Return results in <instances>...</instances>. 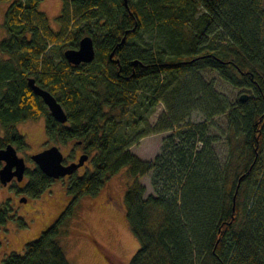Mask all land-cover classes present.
Here are the masks:
<instances>
[{"label": "trees", "instance_id": "obj_1", "mask_svg": "<svg viewBox=\"0 0 264 264\" xmlns=\"http://www.w3.org/2000/svg\"><path fill=\"white\" fill-rule=\"evenodd\" d=\"M0 1H10L0 39V148H26L17 124L44 116L48 140L75 141L88 154L90 165L68 176L73 201L126 168L124 205L139 241L127 264H264V0H63L57 28L39 10L42 0ZM85 34L94 60L68 62L64 50ZM29 77L62 103L65 122ZM226 86L248 98L229 97ZM159 102L165 111L151 122ZM161 131L170 132L154 158L130 150ZM148 174L151 192L139 179ZM24 178L13 186L32 197L55 180L37 165ZM65 214L1 264H70L58 239ZM14 216L1 202L0 226Z\"/></svg>", "mask_w": 264, "mask_h": 264}, {"label": "rangeland", "instance_id": "obj_2", "mask_svg": "<svg viewBox=\"0 0 264 264\" xmlns=\"http://www.w3.org/2000/svg\"><path fill=\"white\" fill-rule=\"evenodd\" d=\"M9 4L10 1H0V39L5 36L3 23ZM62 6L63 0H42L39 4V10L48 15L54 28L58 27L56 17ZM214 76L217 77L216 74ZM224 90L229 97L239 96L243 92L240 87L226 86ZM164 111L165 104L159 102L150 121L155 122ZM192 118L199 119L200 115L193 114ZM17 129L24 135L27 147L15 146L18 154L25 157L28 167L36 165L30 158L32 153L52 144L60 147L66 162L77 161L84 153L82 145L75 141L62 143L48 140L44 116L23 120L17 124ZM169 132L144 135L130 150L142 159H152L160 151L162 139ZM218 150L225 152V146L220 145ZM89 165V160H86L76 171L82 173ZM139 179L146 185L147 192H151L150 175H143ZM131 180L126 168H123L111 174L98 192L83 194L75 201L67 191L68 175L55 179L36 197L17 191L13 186L19 182L16 179L7 184L0 182V203L9 202L15 215L0 226V264L4 256L12 251L23 253L28 241L38 238L65 212L58 239L70 264H127L139 247V241L130 228L123 199ZM23 196L27 197L26 201L21 200ZM18 217L23 218L26 224H20Z\"/></svg>", "mask_w": 264, "mask_h": 264}, {"label": "water", "instance_id": "obj_3", "mask_svg": "<svg viewBox=\"0 0 264 264\" xmlns=\"http://www.w3.org/2000/svg\"><path fill=\"white\" fill-rule=\"evenodd\" d=\"M124 3L129 7L128 0H124ZM125 38L126 35H124L121 42H124ZM112 55L113 52L110 56ZM64 56L68 62L75 65L93 61L96 56V49L92 36L89 34L83 35L79 40L78 47L65 49ZM136 62L135 60L133 63L135 64ZM28 84L33 92L41 97L55 119L60 122L67 120L68 116L62 103L51 91L36 83L34 77L28 78ZM239 98L245 101L248 98V93L242 92ZM30 158L46 175L57 179L65 175H71L78 167L84 164V161L88 159V154L82 153L77 161L73 160L65 163L63 161L64 154L60 147L57 144H52L32 153ZM0 161L2 162L0 166V182L2 184H7L15 178L17 181L23 180L27 168L26 159L24 156L18 154L16 146L13 143H7L0 148ZM21 200L26 201L27 197L23 196ZM235 200L236 195H234V203Z\"/></svg>", "mask_w": 264, "mask_h": 264}, {"label": "flooded vegetation", "instance_id": "obj_4", "mask_svg": "<svg viewBox=\"0 0 264 264\" xmlns=\"http://www.w3.org/2000/svg\"><path fill=\"white\" fill-rule=\"evenodd\" d=\"M81 154H82V153H81ZM71 161H73V160H70L69 162H71ZM75 161H76V160H75ZM85 162H86V160H85ZM85 162H84V164H85ZM66 163H68V162H66ZM84 164H83V165H84ZM81 166H82V165H81ZM81 166H80V167H81ZM78 168H79V167H78ZM78 168H77V169H78ZM68 176H69V175H68ZM15 179H16V178H15ZM13 180H14V179H13Z\"/></svg>", "mask_w": 264, "mask_h": 264}]
</instances>
